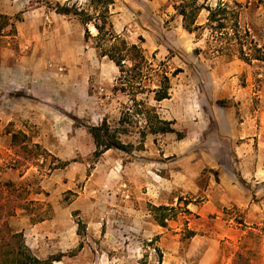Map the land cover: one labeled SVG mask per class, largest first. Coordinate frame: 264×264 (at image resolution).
Listing matches in <instances>:
<instances>
[{
    "label": "rangeland",
    "instance_id": "obj_1",
    "mask_svg": "<svg viewBox=\"0 0 264 264\" xmlns=\"http://www.w3.org/2000/svg\"><path fill=\"white\" fill-rule=\"evenodd\" d=\"M11 3L0 15V201L20 196L9 223L39 255L71 256L82 244L77 264H264V183L242 176L240 155L264 136V62L206 52L209 31H187L175 0H116L115 32L171 76V97L151 104L176 131L148 135L144 150L96 156L86 126L116 124L128 102L115 90L119 67L79 19L45 0ZM241 24L264 45V3L244 7ZM14 132L46 150L43 167H12ZM161 205L177 210L166 226ZM39 212L46 219L36 222Z\"/></svg>",
    "mask_w": 264,
    "mask_h": 264
},
{
    "label": "trees",
    "instance_id": "obj_2",
    "mask_svg": "<svg viewBox=\"0 0 264 264\" xmlns=\"http://www.w3.org/2000/svg\"><path fill=\"white\" fill-rule=\"evenodd\" d=\"M45 1L57 13L79 19L85 27L86 40H94L100 55L108 57L119 67L120 74L115 90L126 94L128 102L116 124L112 125L104 118L98 125L86 126L96 145L95 155L101 156L110 149H119L131 154L134 150L145 149L148 135L175 132L173 122L163 118L158 107L151 104V97L156 102L171 97V76L161 67L163 63L155 67L150 62L140 44L129 43L115 32L111 8L116 0H88L85 4L75 2L72 5ZM207 1L175 0L176 10L182 16L183 26L187 31L198 33L197 38H202L205 30L209 31L205 51L223 55L228 60L240 58L248 63L264 62V45L259 44L251 31L241 24L243 8L249 5L259 7L264 0H246L245 3L237 0H219L215 6L209 5ZM203 10H207L209 15L207 22L200 24L198 20ZM90 24L94 25L97 34L91 32ZM195 51L199 54L203 50L196 48ZM182 71V68H177L173 74L177 75ZM12 145L17 156L13 168L43 167L45 164L46 150L40 144L34 143L26 133H12ZM57 167L59 166L54 168ZM8 185L12 183L9 182ZM1 194L3 191L0 196ZM20 199V196L13 195V198L0 201V264H54L55 261L61 260L64 255L62 253L47 258L36 256L26 243L24 231L10 225L9 218L16 216L18 209L22 207ZM29 204L39 203L31 200ZM155 210L156 220L162 226L167 225L166 220L172 216V212L177 214L174 207L165 205L155 206ZM45 219V214L39 212L34 221ZM78 233L81 234L80 228ZM190 233L195 235L194 231ZM82 248L81 244L77 251ZM237 257L242 259L245 256L239 252Z\"/></svg>",
    "mask_w": 264,
    "mask_h": 264
},
{
    "label": "crops",
    "instance_id": "obj_3",
    "mask_svg": "<svg viewBox=\"0 0 264 264\" xmlns=\"http://www.w3.org/2000/svg\"><path fill=\"white\" fill-rule=\"evenodd\" d=\"M3 13L4 14L13 13V4L11 3V0H0V15ZM258 146L260 148H257V150L255 151L254 150L251 151L249 157H248L249 153L240 152L241 157H243L242 158L243 159L242 160L243 162L242 163L243 164L242 176L245 179L249 178L250 180L255 181L256 183H264V136L262 135H260L259 137ZM247 158H249V161H251L249 162L250 163L249 165L245 162ZM37 235H38V238L41 235V226L37 227ZM26 236L27 234L25 235V238ZM26 243L36 256L40 258H47V257L40 256L39 250L34 249V247L28 242L27 239H26ZM62 246L63 245H61L60 247ZM83 249H81V251H78V252L81 253ZM60 251H61L60 253L64 255L62 256L61 260L55 261L54 264H77V259H79L78 253H76L78 255L74 254V255L69 256V255H66L67 249H61Z\"/></svg>",
    "mask_w": 264,
    "mask_h": 264
}]
</instances>
